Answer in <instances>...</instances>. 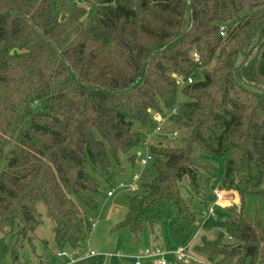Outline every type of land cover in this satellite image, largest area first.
<instances>
[{
  "label": "trees",
  "instance_id": "trees-1",
  "mask_svg": "<svg viewBox=\"0 0 264 264\" xmlns=\"http://www.w3.org/2000/svg\"><path fill=\"white\" fill-rule=\"evenodd\" d=\"M174 107L185 144L149 147L155 175L124 193L117 227L137 239L168 220L174 238L192 237L179 183L206 186L196 147L223 161L221 188L238 201L194 251L264 264V228L243 213L246 194L264 202V0H0V259L7 233L14 257L36 237L39 205L57 246L84 242L99 192L88 170L111 186L112 163L135 162L134 127L154 129L152 114Z\"/></svg>",
  "mask_w": 264,
  "mask_h": 264
},
{
  "label": "rangeland",
  "instance_id": "rangeland-1",
  "mask_svg": "<svg viewBox=\"0 0 264 264\" xmlns=\"http://www.w3.org/2000/svg\"><path fill=\"white\" fill-rule=\"evenodd\" d=\"M239 61L240 58L238 59ZM178 78L184 79L181 75L177 76V80ZM184 100L185 97L179 94L178 103ZM172 109L169 111L165 109L161 113L166 117V120L162 122V129L159 133H154L153 128L146 126L136 125L134 127L141 132L143 142L141 141L132 150V154L135 156L134 164H130L125 155L121 156L118 164L112 163L110 183L113 188H116L119 183H124L125 185L130 183L131 176L134 173L138 174L140 179L137 186H139L140 182L149 181L154 177L155 170L150 161L145 166L139 164V160L149 154L148 149L151 145L162 143L163 145L175 147L184 146L187 130L174 132L168 120ZM193 159L196 163L205 167L203 175L206 178V186L199 193L194 194L189 190L184 179L179 183L180 194L189 200L190 209L196 213L197 229L192 237L187 239L186 243L183 236L176 239L171 235L168 220L161 221L153 229L145 228L137 239H132L127 228L117 227L127 211V202L123 197L125 190L116 188L113 196L107 197L106 190L108 186L104 184L98 174L88 170L98 183L99 192L94 195L98 206L96 211L86 209V214L94 219V227L91 228L87 239L75 248L69 245L57 246L52 231L53 222L46 214L45 208L39 205L41 223L37 227L36 237L31 243L25 242L14 257L12 256V247L15 242V234L14 232L7 233L5 235V243L8 246V251L0 259V264H134L136 257L140 256L146 248H159L164 252L171 253L178 247L184 246H187L189 251L202 257L194 251V246L198 244L202 235L213 239L220 231L217 226L219 220L230 214L225 208L236 205L238 196L232 190L221 188L223 161L212 158L196 147L193 151ZM1 168L2 163L0 164V170ZM216 190H220L225 195L220 205L215 203L214 192ZM209 208L214 211V215L204 219L203 216L206 215ZM243 213L252 222L257 220L264 228V202L257 195L246 194L244 196ZM154 236L157 238L154 239ZM61 251L76 257V260L71 262L66 257L58 259L56 254ZM90 251L97 255H89ZM115 255H118V257ZM167 258L170 264H175L173 256L168 255ZM137 261L140 264H154V258L141 257ZM233 262L234 259L225 262V264H233Z\"/></svg>",
  "mask_w": 264,
  "mask_h": 264
},
{
  "label": "built area",
  "instance_id": "built-area-1",
  "mask_svg": "<svg viewBox=\"0 0 264 264\" xmlns=\"http://www.w3.org/2000/svg\"><path fill=\"white\" fill-rule=\"evenodd\" d=\"M75 1H77V0H75ZM219 32H220V35L223 36L225 33V27L220 26ZM193 58L195 61H197L196 53L193 54ZM191 82H192L191 77H188L186 79L178 78V80H177V83L181 86H184V85L191 83ZM175 114H177V107H174L171 110V112L169 113V115H175ZM152 119L155 121V127L153 129V132L154 133L161 132L162 122L166 120V117L163 114L156 112V113L152 114ZM150 160H151V156H150V154H148L145 156V158H141L139 160V164L141 166H145L147 164V162ZM139 180H140L139 175L134 173L131 176L130 183H128L127 185H125L124 183H119L116 188L124 189L125 193L134 192V191L138 190L139 186H137V183L139 182ZM116 188L109 186L106 190V196L112 197L114 194V190ZM224 196L225 195L220 190H216L214 192L215 203L217 205H220V203H222V201L224 199ZM213 215H214V211L211 208H209L206 215H204V218L206 219L208 216H213ZM90 221H91V228H92V227H94V219L91 218ZM89 255L96 256L97 254L94 253L93 251H90ZM168 255L173 256L175 264H212L211 262H209L205 258L200 257L197 254H195L194 252L189 251L187 246L178 247L175 251H173L171 253L164 252V251L160 250L159 248H154V249L146 248L142 251L140 256L136 257V261L134 262V264H140L139 261H137V260L141 257L154 258V264H170L168 261V258H167ZM115 256L118 257V255H115ZM56 257L58 259L66 257L71 262L76 260V257H73L71 255H67V253L65 251H61L60 253L56 254Z\"/></svg>",
  "mask_w": 264,
  "mask_h": 264
},
{
  "label": "crops",
  "instance_id": "crops-1",
  "mask_svg": "<svg viewBox=\"0 0 264 264\" xmlns=\"http://www.w3.org/2000/svg\"><path fill=\"white\" fill-rule=\"evenodd\" d=\"M203 216V215H202ZM204 217V216H203ZM205 219V218H204ZM204 221V220H203ZM157 237L155 236V238L154 239H156Z\"/></svg>",
  "mask_w": 264,
  "mask_h": 264
},
{
  "label": "water",
  "instance_id": "water-1",
  "mask_svg": "<svg viewBox=\"0 0 264 264\" xmlns=\"http://www.w3.org/2000/svg\"><path fill=\"white\" fill-rule=\"evenodd\" d=\"M63 17V16H62ZM154 238H155V236H154Z\"/></svg>",
  "mask_w": 264,
  "mask_h": 264
}]
</instances>
